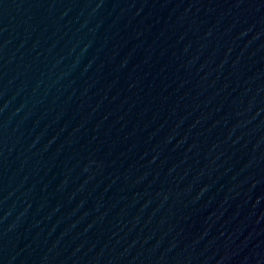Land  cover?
<instances>
[{"label": "water", "instance_id": "water-1", "mask_svg": "<svg viewBox=\"0 0 264 264\" xmlns=\"http://www.w3.org/2000/svg\"><path fill=\"white\" fill-rule=\"evenodd\" d=\"M0 264H264V0H0Z\"/></svg>", "mask_w": 264, "mask_h": 264}]
</instances>
